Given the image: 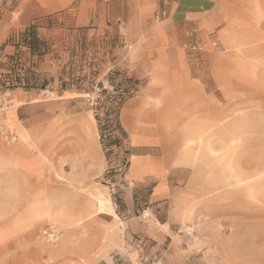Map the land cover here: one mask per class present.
I'll list each match as a JSON object with an SVG mask.
<instances>
[{
	"label": "rangeland",
	"instance_id": "374dc122",
	"mask_svg": "<svg viewBox=\"0 0 264 264\" xmlns=\"http://www.w3.org/2000/svg\"><path fill=\"white\" fill-rule=\"evenodd\" d=\"M31 24L48 51L20 46L21 60L52 80L43 90L0 88V264H264V79L238 81L228 94L214 85V64L230 52L214 57L189 40L200 48L184 45L185 58L209 100L208 126L187 131L189 118L172 117L151 92L165 86L122 64L120 21L93 30L73 15H46ZM29 25L0 33V63ZM66 72L80 89L58 90ZM121 73L134 81L119 107L127 138L107 159L95 115L121 90ZM243 85L257 94L242 100ZM132 101L149 115L126 121Z\"/></svg>",
	"mask_w": 264,
	"mask_h": 264
},
{
	"label": "crops",
	"instance_id": "0c3cea01",
	"mask_svg": "<svg viewBox=\"0 0 264 264\" xmlns=\"http://www.w3.org/2000/svg\"><path fill=\"white\" fill-rule=\"evenodd\" d=\"M46 15H73L76 23L92 25L93 30L120 21L129 50L122 64L138 77L165 86H153L151 92L167 103L172 117L189 118L183 127L187 131H195L193 124L200 126L199 131L208 126L202 117L207 115L204 101L209 100L196 83L203 77L192 76L193 65L185 58L183 47L189 40L196 39L214 51V57L230 52L214 64V85H223L228 94L238 81L250 85L252 78L256 82L264 79V0H0V33L7 35ZM235 51L239 54H232ZM244 85L242 100L257 94ZM258 98L264 99L262 95ZM152 107L160 112L158 105ZM124 112L130 121L148 116L150 110L142 101H132L122 108ZM134 137L137 142L142 140L138 133ZM152 140L148 137L147 143ZM132 155L139 166L132 170L141 173L144 154Z\"/></svg>",
	"mask_w": 264,
	"mask_h": 264
},
{
	"label": "trees",
	"instance_id": "16d2710c",
	"mask_svg": "<svg viewBox=\"0 0 264 264\" xmlns=\"http://www.w3.org/2000/svg\"><path fill=\"white\" fill-rule=\"evenodd\" d=\"M37 25H29L23 32L18 35V40L13 43L16 52L8 55V62H1L0 68L5 69V72H1L0 88L1 89H14L16 87H22L25 89H38L43 90L49 86L52 77H47L45 74L38 73L36 71L37 63L31 61L29 65L26 62H22V52L18 50L20 46L26 47L28 52L33 56H42L48 51V44L45 40L40 39L37 34ZM118 73V72H116ZM81 79L72 77L69 72H66V77H59L58 90L62 91L72 87L78 89L81 88ZM132 83L134 81L131 77L121 73V79L116 85L115 90H119L116 95L109 94L105 97L104 103H107L104 116H99L96 112L95 118L98 125L100 143L107 159H110V155L113 152L112 148L123 147V142L127 138V134L122 127L119 120V107L122 102L131 96ZM106 90H104V93ZM103 105V104H102ZM105 106V105H104ZM129 150H125L123 157L124 167H127Z\"/></svg>",
	"mask_w": 264,
	"mask_h": 264
},
{
	"label": "built area",
	"instance_id": "2783aa9c",
	"mask_svg": "<svg viewBox=\"0 0 264 264\" xmlns=\"http://www.w3.org/2000/svg\"><path fill=\"white\" fill-rule=\"evenodd\" d=\"M186 48L190 49V50H197L200 48V46H198L196 43H192V44H186L185 45Z\"/></svg>",
	"mask_w": 264,
	"mask_h": 264
},
{
	"label": "bare ground",
	"instance_id": "6f19581e",
	"mask_svg": "<svg viewBox=\"0 0 264 264\" xmlns=\"http://www.w3.org/2000/svg\"><path fill=\"white\" fill-rule=\"evenodd\" d=\"M106 201H109L108 199H105ZM105 200H103V199H99V203L100 204H105Z\"/></svg>",
	"mask_w": 264,
	"mask_h": 264
}]
</instances>
